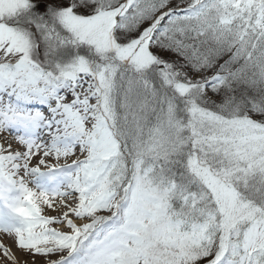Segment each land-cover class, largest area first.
<instances>
[{"label":"snow or ice","instance_id":"obj_1","mask_svg":"<svg viewBox=\"0 0 264 264\" xmlns=\"http://www.w3.org/2000/svg\"><path fill=\"white\" fill-rule=\"evenodd\" d=\"M0 136L31 264H264V0H0Z\"/></svg>","mask_w":264,"mask_h":264},{"label":"bare ground","instance_id":"obj_2","mask_svg":"<svg viewBox=\"0 0 264 264\" xmlns=\"http://www.w3.org/2000/svg\"><path fill=\"white\" fill-rule=\"evenodd\" d=\"M8 139L11 140V137H8ZM3 142H4L3 136H0V143H3ZM46 214L55 215L56 213H46ZM13 241H15V239L13 237H10V236H7L3 233H0V244H3L7 248H9L11 250V252L17 257V264H24V262L26 261V257H25V255H23V253L21 251H18V249L15 245V242H13ZM4 262L9 263V261L7 259H5L3 262L1 261V264ZM41 264H44V263H41Z\"/></svg>","mask_w":264,"mask_h":264},{"label":"rangeland","instance_id":"obj_3","mask_svg":"<svg viewBox=\"0 0 264 264\" xmlns=\"http://www.w3.org/2000/svg\"><path fill=\"white\" fill-rule=\"evenodd\" d=\"M13 238H14V237H13ZM13 242H15V241H13ZM18 251H19V250H18ZM23 255H25V254L23 253ZM25 257H26V261H28L29 264H31V258H30L29 256H27V255H25ZM5 259H6V258L3 256V254L0 253V260L3 262ZM1 261H0V264H1ZM43 261H44V259H43L42 257H37V258H36V263H37V264L44 263ZM38 262H39V263H38ZM2 264H11V261H9V263L4 262V263H2Z\"/></svg>","mask_w":264,"mask_h":264}]
</instances>
